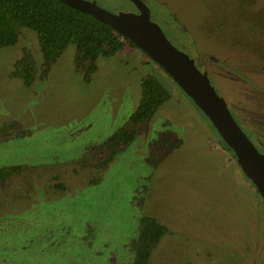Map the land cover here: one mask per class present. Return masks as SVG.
<instances>
[{"label":"rangeland","instance_id":"1","mask_svg":"<svg viewBox=\"0 0 264 264\" xmlns=\"http://www.w3.org/2000/svg\"><path fill=\"white\" fill-rule=\"evenodd\" d=\"M96 1L115 12L131 4ZM146 1L180 30L182 46L171 40L264 152V0ZM38 42L20 27L17 42L0 48V130L9 125L0 168L22 167L0 185V264H128L143 215L167 228L150 264H264V200L179 85L132 47L101 56L89 76L69 44L45 73ZM25 49L36 61L30 86L13 75ZM148 74L171 98L109 163L83 166L128 123ZM165 136L179 146L169 149Z\"/></svg>","mask_w":264,"mask_h":264},{"label":"trees","instance_id":"2","mask_svg":"<svg viewBox=\"0 0 264 264\" xmlns=\"http://www.w3.org/2000/svg\"><path fill=\"white\" fill-rule=\"evenodd\" d=\"M20 27H28L36 31L45 73L69 44L75 45L77 65L84 68L89 76L97 71V61L101 56L110 57L125 48H138L111 26L91 14L84 13L59 0H0V48L14 45L17 42ZM145 55L149 57L147 54ZM35 64L33 52L30 49H25L23 57L15 63L13 75L21 78L25 85L30 86L34 81ZM160 69L170 78L161 67ZM201 70L206 73L203 69ZM171 96L169 88L157 76L152 74L145 76L141 80L140 102L128 123L114 132L100 147L85 156L83 166L91 163L94 166L109 163L119 150L124 149L135 139L147 121ZM192 102L197 105L193 100ZM203 116L212 124L204 113ZM239 122L248 129L244 122ZM8 128L9 125H4L0 131H7ZM218 136L219 139L216 142L227 150L232 160L235 161V165L239 166L250 180L249 173L240 158L220 133ZM161 141L172 150L179 146V143L173 141L171 136H165ZM99 153H105L103 160L93 161ZM88 156H90L89 161ZM21 169L22 167L19 165L1 167L0 185ZM57 186L64 188L63 184H57ZM248 186L261 196L252 181ZM261 198L263 199L262 196ZM261 198L259 197V199ZM166 232V226L156 217L143 215L138 236L131 242L135 253L134 258L128 264H150L152 251ZM94 233V229L89 227L86 237L92 236Z\"/></svg>","mask_w":264,"mask_h":264},{"label":"water","instance_id":"3","mask_svg":"<svg viewBox=\"0 0 264 264\" xmlns=\"http://www.w3.org/2000/svg\"><path fill=\"white\" fill-rule=\"evenodd\" d=\"M111 26L156 62L197 104L232 147L264 199V152L232 115L207 73L151 19L143 0H130L138 12H115L94 0H59Z\"/></svg>","mask_w":264,"mask_h":264},{"label":"flooded vegetation","instance_id":"4","mask_svg":"<svg viewBox=\"0 0 264 264\" xmlns=\"http://www.w3.org/2000/svg\"><path fill=\"white\" fill-rule=\"evenodd\" d=\"M94 1H96V0H94ZM97 2V1H96ZM143 2L145 3V5L148 7L147 8V12H148V14H149V16L151 17V19L153 20V21H161V26H162V28L164 29V31L166 32L167 30V32H166V34L168 35V37L171 39V37H174V39L176 40V41H178V43L182 46V41H183V39L178 35V34H182L181 32H180V30L179 29H177L176 28V26L175 25H172V24H167V27H165V25H164V23L162 22V20L159 18V17H157L156 15H154V14H152V12H151V10H150V8H149V6H148V4H147V1L146 0H143ZM130 5H129V7L130 8H128V9H124L123 11H135V12H138L139 10H138V8H137V6H136V4H134L133 2H131L130 1ZM159 24V23H158ZM166 28H167V30H166Z\"/></svg>","mask_w":264,"mask_h":264}]
</instances>
